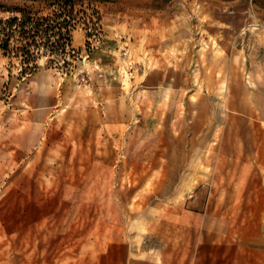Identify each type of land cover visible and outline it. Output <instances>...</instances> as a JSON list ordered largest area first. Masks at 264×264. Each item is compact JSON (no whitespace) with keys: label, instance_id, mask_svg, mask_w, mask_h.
I'll use <instances>...</instances> for the list:
<instances>
[{"label":"rangeland","instance_id":"rangeland-1","mask_svg":"<svg viewBox=\"0 0 264 264\" xmlns=\"http://www.w3.org/2000/svg\"><path fill=\"white\" fill-rule=\"evenodd\" d=\"M17 7L49 12L0 0V18ZM77 10L96 24L74 31L69 66L43 54L22 75L0 55V264H133L130 248L157 242L134 237L144 206L129 184L144 167L142 152L141 165L128 156L129 131L138 154L144 128L169 136L181 122L186 135L204 99L264 71V0H82ZM150 84L167 89L150 93ZM93 101L116 102L118 119L86 126L79 111L41 113ZM42 128L47 140L34 148Z\"/></svg>","mask_w":264,"mask_h":264},{"label":"crops","instance_id":"crops-1","mask_svg":"<svg viewBox=\"0 0 264 264\" xmlns=\"http://www.w3.org/2000/svg\"><path fill=\"white\" fill-rule=\"evenodd\" d=\"M262 73L250 83L227 84L222 100L204 99L187 123L186 135L181 122L169 136L144 128L143 148L138 154L136 133L129 131L133 148H128V156L134 158L135 166L142 152L144 167V177L133 183V190L129 184V199L139 189L144 206L138 233L133 220L134 237L144 236L145 242L155 238L157 242L130 248L133 264H264ZM147 88L150 93H163L167 86L150 84ZM64 96L63 103H67ZM154 104L163 105L162 97ZM76 107L63 108L56 116V108L42 107L41 113H46L48 120L79 111L86 126L97 125L100 115L109 122L118 119L114 101ZM159 108V117H163V107ZM47 130L42 128L34 148L45 144ZM155 133L161 135L159 141ZM156 170L160 177L152 182Z\"/></svg>","mask_w":264,"mask_h":264},{"label":"trees","instance_id":"trees-1","mask_svg":"<svg viewBox=\"0 0 264 264\" xmlns=\"http://www.w3.org/2000/svg\"><path fill=\"white\" fill-rule=\"evenodd\" d=\"M32 1L39 2L48 14L41 15L32 7L8 10L13 16L0 18V55L17 59L22 75L35 72L43 54L53 58L51 63L62 60L69 66L68 48L72 47L74 31L81 23L89 27L96 22L93 18L80 17L87 14L85 10H77L82 0Z\"/></svg>","mask_w":264,"mask_h":264}]
</instances>
